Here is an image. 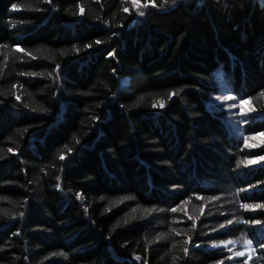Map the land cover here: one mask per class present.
Here are the masks:
<instances>
[{"label":"trees","instance_id":"1","mask_svg":"<svg viewBox=\"0 0 264 264\" xmlns=\"http://www.w3.org/2000/svg\"><path fill=\"white\" fill-rule=\"evenodd\" d=\"M262 133L264 0H0V264H264Z\"/></svg>","mask_w":264,"mask_h":264},{"label":"rangeland","instance_id":"2","mask_svg":"<svg viewBox=\"0 0 264 264\" xmlns=\"http://www.w3.org/2000/svg\"><path fill=\"white\" fill-rule=\"evenodd\" d=\"M225 97H231V99H225ZM213 100L219 102L220 106L226 110V118L232 125L238 123L239 115L248 109L246 102L238 100L227 91H221L220 94L213 97ZM232 105H235V107H232Z\"/></svg>","mask_w":264,"mask_h":264},{"label":"snow or ice","instance_id":"3","mask_svg":"<svg viewBox=\"0 0 264 264\" xmlns=\"http://www.w3.org/2000/svg\"><path fill=\"white\" fill-rule=\"evenodd\" d=\"M125 12L128 11L127 8L124 9ZM140 15H143V12L139 13ZM97 43H99V41H97ZM225 99H231V97H225ZM156 105L154 104L153 107H155ZM161 107H163V104L160 105ZM232 107H235V105H232ZM261 135H264V133H262ZM61 159H64L63 156L60 157ZM261 160H264V156L260 157ZM240 163H246L245 161H241ZM247 163H251V161H248ZM239 166V165H238ZM244 207H249L248 205H244ZM257 207H261L260 205H257ZM172 211H176L175 209H173ZM229 223H231V221H229ZM221 227H223V225H221ZM228 243H232L231 241H229ZM250 243V241L248 242ZM185 252L188 251V249H184ZM237 255H242V253H237Z\"/></svg>","mask_w":264,"mask_h":264}]
</instances>
